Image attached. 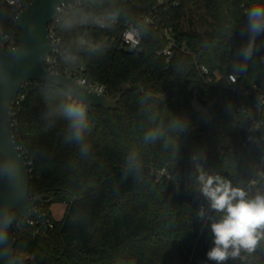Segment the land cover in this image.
Returning a JSON list of instances; mask_svg holds the SVG:
<instances>
[{
    "label": "trees",
    "instance_id": "obj_1",
    "mask_svg": "<svg viewBox=\"0 0 264 264\" xmlns=\"http://www.w3.org/2000/svg\"><path fill=\"white\" fill-rule=\"evenodd\" d=\"M260 3L77 0L48 24L60 43L54 70L119 101L106 110L78 105L56 85L20 86L10 118L47 231L9 213L16 264H217L207 253L222 213L200 191L201 172L248 198L264 195V132L251 137L245 125L264 98V32L252 36L248 21ZM148 13L174 39L168 57L159 53L165 36L144 21ZM12 15L0 0V29L18 40ZM95 18L116 23L98 27ZM126 24L138 29L134 49L119 42ZM201 65L212 81L235 75L238 91L206 82ZM194 99L210 116L192 107ZM69 107L84 111L79 137ZM53 203L64 205L59 219ZM223 264H264V241Z\"/></svg>",
    "mask_w": 264,
    "mask_h": 264
},
{
    "label": "water",
    "instance_id": "obj_2",
    "mask_svg": "<svg viewBox=\"0 0 264 264\" xmlns=\"http://www.w3.org/2000/svg\"><path fill=\"white\" fill-rule=\"evenodd\" d=\"M73 0H30L13 19L19 31L16 47L4 50L0 44V264H16L13 258L14 237L8 216L15 212L21 219L34 220L43 233L47 231L36 204L42 195L31 196L29 171L25 157L17 146L10 111L19 88L27 82H42L64 89L79 105L116 109L119 97H110L81 84L68 74L54 72L44 64L46 56L59 48L51 43L48 24L58 15L59 8ZM263 59V58H262ZM196 111L210 116L197 99Z\"/></svg>",
    "mask_w": 264,
    "mask_h": 264
},
{
    "label": "clouds",
    "instance_id": "obj_3",
    "mask_svg": "<svg viewBox=\"0 0 264 264\" xmlns=\"http://www.w3.org/2000/svg\"><path fill=\"white\" fill-rule=\"evenodd\" d=\"M249 31L252 36L264 32V3L256 4L248 12ZM251 49L246 52L250 56ZM68 115L77 119L74 125L77 137L83 127L84 111L69 107ZM202 194L222 218L211 225L214 247L207 253L210 260L223 264L229 258L240 256L241 250L252 253L264 241V195L248 198L246 191L233 187L219 176L201 172L198 177Z\"/></svg>",
    "mask_w": 264,
    "mask_h": 264
},
{
    "label": "built area",
    "instance_id": "obj_4",
    "mask_svg": "<svg viewBox=\"0 0 264 264\" xmlns=\"http://www.w3.org/2000/svg\"><path fill=\"white\" fill-rule=\"evenodd\" d=\"M5 1L12 6V12H13L12 18L14 19L16 12L23 6L18 0H5ZM76 1L77 0H73L63 5L61 8H59L58 14L64 11V9L66 8H70L72 3H75ZM177 1L178 0H156V3L158 5H163L164 8H167L168 6H174L175 4H177ZM144 21L148 23L152 28L159 29L160 33L165 36L166 44L159 53L165 57H168L171 53V47L174 45V39L169 34L168 28L164 27L162 24L160 25L158 20L153 18V16L152 17L150 16V13L144 16ZM94 22L98 27H105L106 25L116 23V20L106 19V18H95ZM49 32L51 37V43L58 42L57 39L53 37L50 29ZM17 42L18 40L16 38V34L14 31H3L2 29H0V44L3 46L4 50H9L16 47ZM119 42L120 45L124 48L127 49L136 48L139 44L138 29L131 24H126L123 30L121 31V33L119 34ZM57 50L58 48L55 49L51 54L46 56L44 59L45 66L54 72H56L54 70V67H55V54ZM199 71L205 77L206 82L209 83L213 82L214 84H218L230 88L235 92L238 91L237 77L235 75L218 74L215 76V78L212 81V78L208 75V69L205 66L201 65L199 67ZM75 78L78 80L79 83L84 84L93 90L103 93L102 86L86 84L83 78H78V77ZM218 81L221 82L219 83ZM10 116H11V111H10ZM245 125H246V133L251 137L258 131L264 132V98L260 99V106L255 110V112L247 117ZM263 152H264V148H263Z\"/></svg>",
    "mask_w": 264,
    "mask_h": 264
},
{
    "label": "rangeland",
    "instance_id": "obj_5",
    "mask_svg": "<svg viewBox=\"0 0 264 264\" xmlns=\"http://www.w3.org/2000/svg\"><path fill=\"white\" fill-rule=\"evenodd\" d=\"M218 75V74H217ZM219 83L221 81H218ZM64 205L61 203H53L50 206V213L54 219H59L63 214Z\"/></svg>",
    "mask_w": 264,
    "mask_h": 264
}]
</instances>
